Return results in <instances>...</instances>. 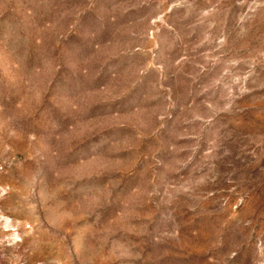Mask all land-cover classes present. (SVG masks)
Masks as SVG:
<instances>
[{
  "label": "rangeland",
  "instance_id": "obj_1",
  "mask_svg": "<svg viewBox=\"0 0 264 264\" xmlns=\"http://www.w3.org/2000/svg\"><path fill=\"white\" fill-rule=\"evenodd\" d=\"M0 264H264V0H0Z\"/></svg>",
  "mask_w": 264,
  "mask_h": 264
}]
</instances>
